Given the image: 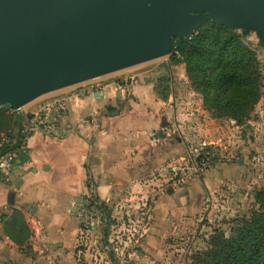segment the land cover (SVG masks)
<instances>
[{
	"label": "crops",
	"instance_id": "0c3cea01",
	"mask_svg": "<svg viewBox=\"0 0 264 264\" xmlns=\"http://www.w3.org/2000/svg\"><path fill=\"white\" fill-rule=\"evenodd\" d=\"M121 71L48 93L55 95H43L21 109L22 113L33 114L47 99H66V111L55 130L37 129L25 134L20 125L15 133L13 147L19 168L11 184H5L0 177V264H112L111 247L106 245L105 251L101 248L105 232L101 234L99 221L92 219L91 214L96 249L86 251L92 234L84 229L78 216L81 205L95 196L113 217L124 218L129 202L143 198H139L140 193L151 196L145 189L141 191V185L155 181L157 178L152 175L166 170L165 163L175 169L182 161V135L175 134L173 139L163 135L170 132L173 115L163 104L154 102L146 86H135L134 97L128 100L126 85L134 81L125 85L114 77L105 79ZM130 77L135 79L134 75ZM82 87L89 92L80 94L85 90ZM117 101L124 105L122 113L107 116L105 108H114ZM129 106L135 108L132 114H126ZM158 113L162 134L156 129ZM91 116L96 119L85 123ZM141 116L145 118L143 122ZM164 116H168L167 128L163 126ZM204 183L207 192L211 191L213 186L207 177ZM186 192L175 205L165 194L154 207L150 204L153 219L149 222L151 228L160 230L159 235L148 234L142 254L133 253L131 263L158 264V260L168 259L163 243L172 231L171 214L187 212L189 216L195 212L185 206ZM15 211L23 215L29 231L22 240L15 233ZM112 240L109 238L108 242Z\"/></svg>",
	"mask_w": 264,
	"mask_h": 264
},
{
	"label": "rangeland",
	"instance_id": "374dc122",
	"mask_svg": "<svg viewBox=\"0 0 264 264\" xmlns=\"http://www.w3.org/2000/svg\"><path fill=\"white\" fill-rule=\"evenodd\" d=\"M210 22L213 21L200 24L198 32ZM226 28L238 34L244 44L256 54L262 77L261 97L250 116L241 122L226 116L218 117L214 115V110L205 106L203 94L196 89L186 73V65L173 60V48L170 55L137 64L105 78L114 77L116 81H126L134 75V82L126 85L127 99L134 97L135 86H146L147 91L153 95L154 102L163 104L164 109L173 115L170 132L165 131L163 135L171 139L175 134L182 135L185 148L181 155L183 159L175 169L174 166H168L170 163H165L166 170H158L152 175V178H157L153 180L154 183L141 185V191L145 189L151 196L140 193L139 198H143L129 202L128 214L124 218L113 217L95 196L84 202L91 218L99 221L101 234L102 231L107 232V240L104 236L101 238V248L105 251L106 245L111 247L112 264H133L130 256L133 253L142 254L144 238L148 234L159 235L160 230L151 228L152 222L149 221L153 219L151 206L154 207L164 194L175 205L187 191L185 206L189 210L195 209V212L189 216L187 212L171 214L172 231L163 243L165 257L168 259L158 260V264H202L204 254L213 248L214 238H229L232 228L250 219L259 209L256 193L264 189L263 31L255 26H249L247 31L243 26ZM174 54L179 56L176 52ZM123 106L117 101L115 111L105 108L106 115H119ZM133 109L134 106H129L126 114H132ZM9 112L14 114L10 116ZM28 115L32 114L0 108V139L8 131L15 135L20 125L26 124V119H30ZM159 115L158 113L156 116V129L157 133L162 134ZM139 118H143L142 122L145 119L142 116ZM16 137L15 135L14 140ZM209 152L213 156L206 159ZM205 177L213 186L208 192ZM185 185L188 189L184 188ZM204 193L208 196L204 197ZM99 212L102 215L99 216ZM90 234L92 237L89 238L87 248L85 247L86 251L96 249L92 241L95 239L92 229ZM109 238L114 241L108 242ZM169 254L172 260L169 259ZM85 261L84 258L83 262Z\"/></svg>",
	"mask_w": 264,
	"mask_h": 264
},
{
	"label": "water",
	"instance_id": "95a60500",
	"mask_svg": "<svg viewBox=\"0 0 264 264\" xmlns=\"http://www.w3.org/2000/svg\"><path fill=\"white\" fill-rule=\"evenodd\" d=\"M206 21L264 40V0H0V108L170 55Z\"/></svg>",
	"mask_w": 264,
	"mask_h": 264
},
{
	"label": "trees",
	"instance_id": "16d2710c",
	"mask_svg": "<svg viewBox=\"0 0 264 264\" xmlns=\"http://www.w3.org/2000/svg\"><path fill=\"white\" fill-rule=\"evenodd\" d=\"M171 56L186 65L188 77L214 115L241 122L253 112L261 97L262 77L256 54L238 34L210 22L191 39L174 38ZM108 109L115 111L112 107ZM256 199L259 209L250 219L232 228L229 238H214L213 248L204 254L202 264H264V189L256 193ZM12 219L15 233L21 240L27 238L29 231L23 215L15 211Z\"/></svg>",
	"mask_w": 264,
	"mask_h": 264
},
{
	"label": "built area",
	"instance_id": "2783aa9c",
	"mask_svg": "<svg viewBox=\"0 0 264 264\" xmlns=\"http://www.w3.org/2000/svg\"><path fill=\"white\" fill-rule=\"evenodd\" d=\"M178 53V52H176ZM134 80V77L126 79L123 81L126 85L128 82ZM85 89V88H81ZM88 89H85L80 94L84 95L88 93ZM66 111V99L64 98H54L39 109L37 112L32 114L30 119H26V124L23 125L24 133L30 134L32 131L37 129H43L45 131H53L57 127L58 120L62 117L63 113ZM96 117L91 116L88 119H85V123L94 121ZM13 133H7L3 135L0 139V177L5 184H11L14 174L17 172L19 165L17 162V153L13 149L15 143ZM17 136V135H16ZM213 156V153L209 152L206 159ZM204 163H202L203 165ZM78 216L81 220V223L84 226L86 231H90L92 226V220L90 219L89 208L86 204H82L78 210ZM83 255V254H82Z\"/></svg>",
	"mask_w": 264,
	"mask_h": 264
}]
</instances>
